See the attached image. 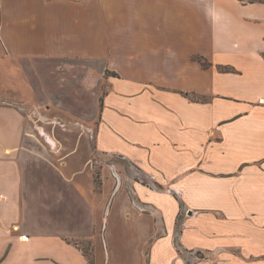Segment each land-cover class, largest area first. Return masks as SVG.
Returning a JSON list of instances; mask_svg holds the SVG:
<instances>
[{
	"label": "crops",
	"instance_id": "obj_1",
	"mask_svg": "<svg viewBox=\"0 0 264 264\" xmlns=\"http://www.w3.org/2000/svg\"><path fill=\"white\" fill-rule=\"evenodd\" d=\"M42 108L94 124L96 192ZM83 242L264 264L263 2L0 0V264H90Z\"/></svg>",
	"mask_w": 264,
	"mask_h": 264
},
{
	"label": "rangeland",
	"instance_id": "obj_2",
	"mask_svg": "<svg viewBox=\"0 0 264 264\" xmlns=\"http://www.w3.org/2000/svg\"><path fill=\"white\" fill-rule=\"evenodd\" d=\"M243 1L249 2L250 0H243ZM14 91L19 92V90L17 89H14ZM41 111L44 114L46 111L48 115H51L50 116L51 121H47L45 118H40V120L37 121L36 124L38 126H42L43 130L51 133L53 137H55L60 141V150L56 153L55 157L61 158L66 156L67 153H69L70 151H73L71 155L66 157L67 160L76 162L79 165L86 162L87 167L89 166L91 176L94 180V185H95L94 190L96 192L98 190L97 186L100 182L99 166L101 164L99 161L101 159H107V157L100 155L94 150V145L92 142L94 130H95L94 124L75 120L73 118L71 119L70 117H66V115H59V116L64 117L66 119L67 118L70 119H68L67 121H61L59 116H56L58 115L57 114L58 112H56L52 108L50 110H47L46 108H42ZM64 122L66 124H64ZM49 138L51 137L47 136V140L51 142ZM80 247L83 249V251H85V253L88 251V244L86 242L81 243Z\"/></svg>",
	"mask_w": 264,
	"mask_h": 264
},
{
	"label": "trees",
	"instance_id": "obj_3",
	"mask_svg": "<svg viewBox=\"0 0 264 264\" xmlns=\"http://www.w3.org/2000/svg\"><path fill=\"white\" fill-rule=\"evenodd\" d=\"M249 2H263L264 3V0H250ZM199 60L202 62V65H207V62L202 60V58H199ZM221 69H227V67H224V66H221L220 67ZM102 100V98H101ZM101 105H102V101H101ZM85 253V251H84ZM85 255L87 256V260L90 264H92V254L90 253V251L88 250Z\"/></svg>",
	"mask_w": 264,
	"mask_h": 264
}]
</instances>
